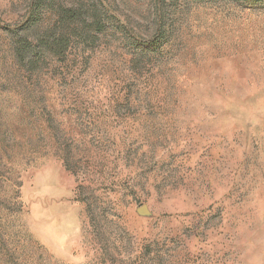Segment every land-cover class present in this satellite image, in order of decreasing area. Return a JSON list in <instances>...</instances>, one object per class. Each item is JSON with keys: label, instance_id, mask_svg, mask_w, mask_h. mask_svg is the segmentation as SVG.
<instances>
[{"label": "rangeland", "instance_id": "rangeland-1", "mask_svg": "<svg viewBox=\"0 0 264 264\" xmlns=\"http://www.w3.org/2000/svg\"><path fill=\"white\" fill-rule=\"evenodd\" d=\"M0 264H264V0H0Z\"/></svg>", "mask_w": 264, "mask_h": 264}, {"label": "trees", "instance_id": "trees-1", "mask_svg": "<svg viewBox=\"0 0 264 264\" xmlns=\"http://www.w3.org/2000/svg\"><path fill=\"white\" fill-rule=\"evenodd\" d=\"M34 14L36 15L34 17ZM34 14L32 15V18L35 19V21H33L34 23H36L39 18H40V8L37 7L35 8V11H34ZM57 14H58V17H59V24H60V27H59V31H61L60 29H62L63 31L60 32L58 34V36L56 37H53V40H51L49 42V46L52 47L53 49H56L57 51H62V50H65L67 44L69 43V34L67 32V28H68V25L67 23L69 21H71V19H69V17H73V11H70V10H63V8H61L59 11H57ZM31 18V19H32ZM158 18L160 19H157L156 20V25L157 27L159 26L160 27V23L162 20H164V14H160L158 16ZM65 29H66V32H65ZM142 46L143 49H150V50H155L158 45L156 44V42H154L153 44H140ZM40 49H42L44 47V43H40L39 45ZM18 55L25 58V57H31L33 55V51L29 48V46L27 44H22L19 48V51H18Z\"/></svg>", "mask_w": 264, "mask_h": 264}]
</instances>
